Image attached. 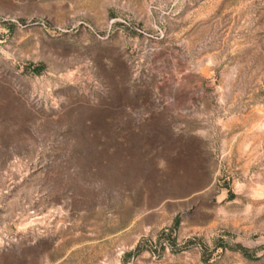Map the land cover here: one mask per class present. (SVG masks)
<instances>
[{"label":"rangeland","instance_id":"374dc122","mask_svg":"<svg viewBox=\"0 0 264 264\" xmlns=\"http://www.w3.org/2000/svg\"><path fill=\"white\" fill-rule=\"evenodd\" d=\"M0 264H264V0H0Z\"/></svg>","mask_w":264,"mask_h":264},{"label":"trees","instance_id":"16d2710c","mask_svg":"<svg viewBox=\"0 0 264 264\" xmlns=\"http://www.w3.org/2000/svg\"><path fill=\"white\" fill-rule=\"evenodd\" d=\"M242 253H243V255H245V251L244 250H242Z\"/></svg>","mask_w":264,"mask_h":264}]
</instances>
